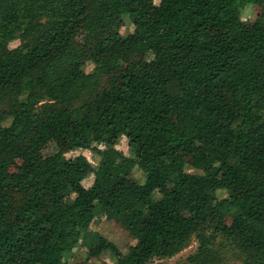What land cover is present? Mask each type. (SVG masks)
Masks as SVG:
<instances>
[{
  "label": "trees",
  "instance_id": "obj_1",
  "mask_svg": "<svg viewBox=\"0 0 264 264\" xmlns=\"http://www.w3.org/2000/svg\"><path fill=\"white\" fill-rule=\"evenodd\" d=\"M95 143L96 168L66 156ZM193 240L189 264H264V0H0V264H149Z\"/></svg>",
  "mask_w": 264,
  "mask_h": 264
},
{
  "label": "rangeland",
  "instance_id": "obj_2",
  "mask_svg": "<svg viewBox=\"0 0 264 264\" xmlns=\"http://www.w3.org/2000/svg\"><path fill=\"white\" fill-rule=\"evenodd\" d=\"M158 1V0H156ZM260 6L257 4H248L242 10V17L246 20H254L260 12ZM133 30V23L130 18L125 19V26L122 28L121 32L125 36L129 34ZM78 39L82 42L89 41L91 39V34L88 32H80L78 35ZM16 44V42L14 43ZM94 69V65L89 63L86 66V71L90 72ZM65 149V144L61 138L55 140L49 144L46 148V151H54L57 147ZM104 147L101 144L95 143L94 146L90 150H84L79 148H74L71 151L66 153L67 157H73L79 154H84L91 161V163L95 166H98L100 162V154L101 149ZM119 149L123 150L130 157H135V151L133 147L130 145L129 140L126 136L122 137L119 144ZM132 177L138 181L139 183H144L146 181V173L139 167L136 166L133 169ZM94 178V173L91 172L84 179V185L90 186ZM92 230H97L101 232L106 238L116 243V245L120 248L122 252H127L137 241L136 237L133 236L128 230L125 229L118 221L115 214L109 213L107 211L102 210L99 206L96 208L95 219L91 226ZM198 247V242L193 240L191 245L184 249L179 254L175 255L172 258L167 259H154L149 264H189L187 262V258L189 255L194 253ZM87 257V249L83 244H79L73 251V253L65 254V258L72 263L73 261H77L80 259H85ZM116 261V257L111 253L107 252L103 254L101 257L95 259L93 264H114ZM226 264H237L232 258H226Z\"/></svg>",
  "mask_w": 264,
  "mask_h": 264
}]
</instances>
